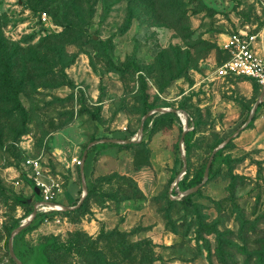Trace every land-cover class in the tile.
<instances>
[{
	"label": "rangeland",
	"instance_id": "1",
	"mask_svg": "<svg viewBox=\"0 0 264 264\" xmlns=\"http://www.w3.org/2000/svg\"><path fill=\"white\" fill-rule=\"evenodd\" d=\"M238 30L264 35V0H0V264L36 180L71 203L84 152L94 192L26 236L37 263L264 264V107L247 123L256 86L213 73Z\"/></svg>",
	"mask_w": 264,
	"mask_h": 264
},
{
	"label": "built area",
	"instance_id": "2",
	"mask_svg": "<svg viewBox=\"0 0 264 264\" xmlns=\"http://www.w3.org/2000/svg\"><path fill=\"white\" fill-rule=\"evenodd\" d=\"M46 14H41L45 20ZM220 49L227 55L213 71L217 78L242 77L248 78L259 86L262 92L261 102L264 105V35L238 30L229 35L222 42ZM259 96V95H258ZM31 168L37 169L38 163L34 160L26 162ZM40 201L35 204L36 212L51 213L61 210L53 203L56 192L51 185L38 182Z\"/></svg>",
	"mask_w": 264,
	"mask_h": 264
},
{
	"label": "trees",
	"instance_id": "3",
	"mask_svg": "<svg viewBox=\"0 0 264 264\" xmlns=\"http://www.w3.org/2000/svg\"><path fill=\"white\" fill-rule=\"evenodd\" d=\"M100 1H102V3L105 4L109 0H100ZM73 9L74 8H72V10ZM221 53L224 55V60L223 61H225L227 59V55L222 50H221ZM252 83L256 86V88L258 90V93H259V86L253 81H252ZM262 107H264V105H262V104L258 105V108H262ZM150 110H152L151 107H149L145 111V114L148 111H150ZM160 115H166V114H160ZM160 115L158 113H155V115L152 116L151 119H150L151 123L152 124L155 123L157 121V119H155V118L156 117H160ZM189 126H190V123L188 122V127ZM145 127H146V124H144V128ZM113 135L110 138L102 137V138H97V140L99 141V140H103V139L104 140L105 139H114ZM187 136H188V133H185L184 134V138H183L185 151H187L186 149L188 148V146L186 145ZM129 139H130V137L125 136V138L117 139V140L129 141ZM99 145L104 146V147H102V149H105V148L110 147V146H115L112 143H106V142L105 143H100ZM118 146L120 148H125L126 147L124 145H118ZM97 148H98V145H95V146H92L91 149L93 150V149H97ZM182 166H183V163H182L180 157H178V161L174 164V170H173L174 175L180 173V171L182 169ZM204 169H205V166L202 167L194 175V177L191 179V181H189V182H187L185 180L180 181L178 183V185H177L178 188H180V191H186V190H188L190 188H194L195 186L199 185L202 182V179H203ZM217 170H218L217 164L215 162H211L210 167H209L208 179H211L215 175ZM172 180H174V178H172ZM86 188H87V196H89L90 194H92L94 192V188L95 187H94L93 184L89 186L87 184V182H86ZM192 196H193L192 194L185 195V196L181 197L180 201H182V202H184L186 204H189L190 203V199H191ZM77 201H78V199L73 203V205H75L77 203ZM30 214H31V212L26 214L25 218L28 217ZM48 214L49 213L37 212L36 215L34 216V218L29 223V225L27 227H25L23 230H21L18 234H16L13 237V240H12L13 254H14L15 258L21 264H32V257H33L34 251L36 250V247H31L25 242V240H24L25 235L30 233V232H32V231H34L35 229H37L39 227V225L43 222L44 218L48 217ZM20 224H21V222H17L16 225L12 229L17 228ZM10 261H11V264H15L14 261H12L11 259H10ZM39 264H45V263H39Z\"/></svg>",
	"mask_w": 264,
	"mask_h": 264
},
{
	"label": "water",
	"instance_id": "4",
	"mask_svg": "<svg viewBox=\"0 0 264 264\" xmlns=\"http://www.w3.org/2000/svg\"><path fill=\"white\" fill-rule=\"evenodd\" d=\"M261 96H262V92L259 94V96H258V100H257V103L255 104V106H254V108L251 110V112H250V115H249V118H248V121H247V123L251 120V118H252V115L254 114V112H255V110L257 109V107H258V105H259V103L261 102ZM158 113H160V114H163V113H165V112H167V110H164V109H157L156 110ZM147 116V115H146ZM182 121V125H183V134H185L186 133V130H187V128H188V122H187V120H186V118L184 117V119L183 120H181ZM246 123V124H247ZM241 130V129H240ZM239 130V131H240ZM239 131H236L234 134H232L230 137H228L227 138V140L226 141H224L220 146H218L213 152H212V154L210 155V157H209V159H208V161H207V163H206V166H205V169H204V174H203V179H202V182L199 184V185H197V186H195L194 188H192V189H190V190H188V191H186L185 193H184V195H189V194H191L192 192H194V191H196L197 189H199L200 187H202V185L206 182V180L208 179V173H209V167H210V164H211V161H212V157H213V155H214V153L216 152V151H218L219 149H221V148H223L224 147V145L227 143V142H229L233 137H235L238 133H239ZM141 132H142V126L140 127V135H139V141H140V139H141ZM183 138H184V135H183ZM183 138H181V141L183 140ZM138 141V142H139ZM105 143V142H108V143H123V142H125V143H130V142H133V141H121V140H116V139H109V140H99L98 142H96V143ZM179 151H180V154H181V156L183 155V147H182V145L180 144L179 145ZM85 155H86V153L84 152V155H83V160H84V158H85ZM184 170H185V164H184V162H183V166H182V171H181V173L182 172H184ZM81 177H82V191H83V193H82V196H81V199L79 200V202H78V205H80L81 203H82V201L84 200V198H85V196L87 195V188H86V186H85V183H84V180H83V175H82V168H81ZM177 182H178V180L176 179L175 180V182H174V184L175 185H177ZM36 194H38V191H36ZM62 209L64 210V209H66V208H64V207H62ZM36 215V210L34 209L33 210V212L14 230V231H12V233H11V237L9 238V240H8V250H9V254H10V257L14 260V262L16 263V264H21L16 258H15V256H14V254H13V249H12V240H13V237L16 235V234H18L21 230H23L25 227H27L28 225H29V223L31 222V220L34 218V216Z\"/></svg>",
	"mask_w": 264,
	"mask_h": 264
},
{
	"label": "crops",
	"instance_id": "5",
	"mask_svg": "<svg viewBox=\"0 0 264 264\" xmlns=\"http://www.w3.org/2000/svg\"><path fill=\"white\" fill-rule=\"evenodd\" d=\"M225 40V39H224ZM117 140V139H116ZM109 148V147H108ZM85 161H86V155H85V158H84V160H83V158H82V163H83V165H82V172H83V166H84V163H85ZM84 180V179H83ZM87 184H88V182H87ZM72 185H74V187L76 188V194H75V198H74V200L71 202V203H68L67 205H61V204H57V203H54L55 205H58V206H60L61 207V209H62V207H70V205L72 204V203H74L77 199H78V193L79 192H81L80 190H82V188H78V186L76 185V184H74V183H72ZM89 185V184H88ZM85 186H86V180H85ZM90 186V185H89ZM64 190V189H63ZM63 190H62V192H63ZM61 192V193H62ZM60 194V193H59ZM38 196V194H36L35 195V197H37ZM39 198H37V201L39 202L40 201V196H38ZM56 198V197H55ZM80 200V199H79ZM79 200L77 201V202H79ZM63 210V209H62ZM37 213V212H36ZM27 218V217H26ZM25 218V219H26ZM36 230V229H35ZM29 234V233H28ZM28 234H26L25 235V237H24V240H25V242L29 245V243L27 242V240H26V236L28 235ZM29 246H31V245H29ZM31 247H34V246H31ZM36 247V246H35ZM39 257H40V255H39V253H38V251H37V247H36V250L34 251V254H33V257H32V262L34 263V264H39V263H37L36 261L39 259ZM12 260V261H14L12 258H10L9 257V260ZM11 262V261H10ZM15 263V262H14ZM16 264V263H15Z\"/></svg>",
	"mask_w": 264,
	"mask_h": 264
}]
</instances>
